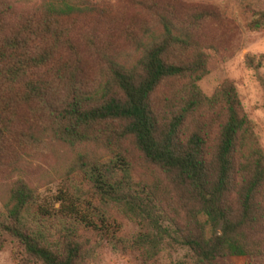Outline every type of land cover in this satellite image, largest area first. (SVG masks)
<instances>
[{
	"label": "trees",
	"instance_id": "trees-1",
	"mask_svg": "<svg viewBox=\"0 0 264 264\" xmlns=\"http://www.w3.org/2000/svg\"><path fill=\"white\" fill-rule=\"evenodd\" d=\"M248 31L264 28V9ZM241 30L218 9L179 0H0V179L55 143L64 175L91 185L97 217L118 212L144 261L163 245L190 264L264 259V155L231 81L205 96L209 56L228 61ZM261 56L244 57L256 69ZM39 204L21 179L0 202V236L19 264H81L77 196ZM94 210V211H95ZM3 240L0 238V248ZM173 264H185L175 262Z\"/></svg>",
	"mask_w": 264,
	"mask_h": 264
},
{
	"label": "rangeland",
	"instance_id": "rangeland-1",
	"mask_svg": "<svg viewBox=\"0 0 264 264\" xmlns=\"http://www.w3.org/2000/svg\"><path fill=\"white\" fill-rule=\"evenodd\" d=\"M17 5L38 4L47 0H10ZM116 7L122 0H104ZM186 4H204L218 9L227 19L237 24L241 30L242 44L237 52L226 62L209 56L207 74L197 83L205 96H210L222 82H232L238 99L248 120L253 126L258 145L264 155V28L250 32L246 23L251 12L264 9V0H179ZM255 60L261 56V64L256 69L244 65V57ZM70 153L62 146L52 143L34 160L27 163L18 173L6 179H0V202L6 197L10 184L21 179L38 195L39 204L47 208H57V198L77 196L76 210L87 216L91 225L77 223L76 236L84 246L81 264H190L189 252L170 243L150 261H144L139 250L131 244L138 234V227L118 212H111L105 223H98L95 198L91 185L82 175L65 176L64 171L70 162ZM95 210V211H94ZM1 214V207H0ZM3 245L0 248V264H19L21 251L12 239L0 236ZM218 264H264L258 257H226L218 259Z\"/></svg>",
	"mask_w": 264,
	"mask_h": 264
}]
</instances>
